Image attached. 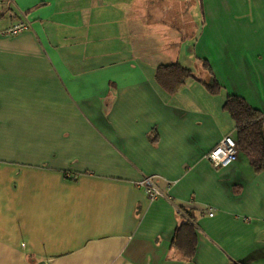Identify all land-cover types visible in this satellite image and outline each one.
Returning a JSON list of instances; mask_svg holds the SVG:
<instances>
[{"label": "crops", "instance_id": "0c3cea01", "mask_svg": "<svg viewBox=\"0 0 264 264\" xmlns=\"http://www.w3.org/2000/svg\"><path fill=\"white\" fill-rule=\"evenodd\" d=\"M11 1L30 27L0 35V264H264V171L206 159L235 140L227 97L264 117V0ZM174 63L195 78L169 94Z\"/></svg>", "mask_w": 264, "mask_h": 264}, {"label": "trees", "instance_id": "16d2710c", "mask_svg": "<svg viewBox=\"0 0 264 264\" xmlns=\"http://www.w3.org/2000/svg\"><path fill=\"white\" fill-rule=\"evenodd\" d=\"M193 78H195L194 74L178 63L159 65L155 72L157 83L169 94L178 92L188 80ZM203 84L211 94L217 93L220 89L215 83ZM223 108L235 125L237 154L248 158L250 166L255 173L264 171L263 115L235 96L227 97ZM191 229L192 226L189 223L182 224L176 230L172 244L181 251L183 247L184 249L188 248L187 244L183 245V240L189 236ZM189 249L187 251L191 254L193 246H189Z\"/></svg>", "mask_w": 264, "mask_h": 264}, {"label": "built area", "instance_id": "2783aa9c", "mask_svg": "<svg viewBox=\"0 0 264 264\" xmlns=\"http://www.w3.org/2000/svg\"><path fill=\"white\" fill-rule=\"evenodd\" d=\"M2 18L14 19L7 27L0 28V35L4 37L17 36L30 27L26 14L16 10L11 0H0V20ZM237 155L236 142L230 136H225L222 140L210 150L206 159L214 168L228 166ZM150 200L163 196L161 190L155 185L152 178L144 177L138 182ZM213 214L209 213L211 217Z\"/></svg>", "mask_w": 264, "mask_h": 264}]
</instances>
